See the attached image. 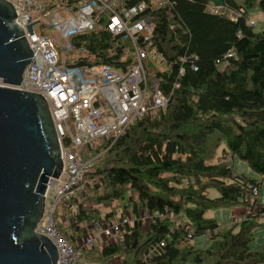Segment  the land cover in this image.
<instances>
[{"label": "trees", "instance_id": "trees-1", "mask_svg": "<svg viewBox=\"0 0 264 264\" xmlns=\"http://www.w3.org/2000/svg\"><path fill=\"white\" fill-rule=\"evenodd\" d=\"M209 1L172 0L148 11L155 23L148 48L163 63L155 68L149 57L148 76L158 78L168 104L132 122L98 156L87 177L97 175L100 182H83L58 204V228L73 242L82 232H70L73 224L116 220L122 210L115 201L133 214L135 221L101 246L105 258L119 254L124 264H264V247H251L264 218V30L248 22L256 0H224L221 12H212ZM258 5L264 12V0ZM104 18L73 37L78 52L72 64L127 67L135 61L130 40L100 26ZM113 139L106 136L97 146ZM235 155L260 176L238 172L230 158ZM234 205L246 211L228 227L207 215L210 208ZM64 212L73 224H64ZM143 212L147 228L139 221ZM205 233L210 244L196 246L192 239Z\"/></svg>", "mask_w": 264, "mask_h": 264}, {"label": "built area", "instance_id": "built-area-1", "mask_svg": "<svg viewBox=\"0 0 264 264\" xmlns=\"http://www.w3.org/2000/svg\"><path fill=\"white\" fill-rule=\"evenodd\" d=\"M10 1L16 7L17 19L24 27L33 50L24 79L16 87L40 92L48 100L64 162L61 176L48 183L45 210L36 230L56 244L58 264H80V260L85 261L84 252L94 247L99 238L116 239L123 226L135 218L132 219L130 214H120L116 220L99 218L93 222L91 232L73 242L58 228V204L77 193L87 174L95 169L98 156L132 122L146 116L152 108H166L169 97L160 88L158 78L148 77L146 60L149 57L160 58L159 53L148 48L155 27L148 11L160 6L169 7L172 0H140L130 5H126L124 0ZM211 11L221 12L223 6L211 8ZM105 13V26L112 33L130 40L135 61L127 67L111 63L80 65L72 64V61L61 64L58 43L67 51L73 50V37L94 29ZM231 14L237 16L239 13L232 11ZM43 16L51 18L64 38L63 42L51 33L37 30ZM32 22H35L33 32L28 29ZM248 22L254 24L255 21ZM194 57L197 59L198 55L194 54ZM194 68L198 66L194 64ZM181 72H184V67ZM106 136L114 139L108 146H97ZM254 193H259L257 187ZM154 247L152 252L156 250Z\"/></svg>", "mask_w": 264, "mask_h": 264}, {"label": "water", "instance_id": "water-1", "mask_svg": "<svg viewBox=\"0 0 264 264\" xmlns=\"http://www.w3.org/2000/svg\"><path fill=\"white\" fill-rule=\"evenodd\" d=\"M32 56L14 3L0 0V264H58L56 244L36 228L64 168L61 142L46 97L16 87Z\"/></svg>", "mask_w": 264, "mask_h": 264}, {"label": "rangeland", "instance_id": "rangeland-1", "mask_svg": "<svg viewBox=\"0 0 264 264\" xmlns=\"http://www.w3.org/2000/svg\"><path fill=\"white\" fill-rule=\"evenodd\" d=\"M51 2H54V0H50ZM221 0H210L211 3H219ZM242 1V0H241ZM258 1V0H256ZM250 13L251 15L254 17L256 23H255V29L257 30H264V12L261 10V8L259 7L258 3L255 4L254 7H251L250 8ZM105 18L107 17V14L105 13L104 14ZM253 19V20H254ZM42 24H38L37 25V30L38 31H43V32H48V33H51L52 35H54L55 37H57V39L60 41V42H63L64 41V38L62 37L61 33L54 27V25L52 24V20L49 16H43V20H42ZM104 23H105V20L102 22V24L100 26H104ZM58 49L61 53V64L64 63V61H72L73 60V56H75L78 52V49L76 48H73V50H65L62 46V44L58 43ZM75 54V55H74ZM150 59L152 60V62L155 64V68L161 66L163 63L161 61H159V58H156V57H150ZM149 79L150 78H153V77H150L148 76ZM0 84H5L3 82L2 79H0ZM220 152V151H219ZM102 158V157H101ZM230 158L232 159V162L235 166V168L237 169L238 172H244L246 174H249V175H253V176H260L259 173H257L256 171H254L250 165L248 164L247 161H245L244 159H241L239 156L235 155L234 157H231ZM100 160V158H99ZM100 182L99 178L97 177V175H94V176H91V177H85L84 181L83 182ZM212 194L215 195L217 194V191L213 190L212 189ZM261 201L264 202V183L262 185V190H261ZM114 207L115 208H119V211L122 210L121 212H119L118 216H120V214H125L124 216H126L127 214H130L131 216L133 214H131L129 212L128 209L126 208H122V203L120 201H115L114 202ZM60 206V205H59ZM239 206H242V205H234V206H222V207H213V208H210L208 209L207 211V215L209 216H212L214 217L219 223L220 225L225 228V227H228L231 220H232V215H235L232 214L233 213V210L235 208H239ZM109 209V208H107ZM106 209V210H107ZM245 210V209H244ZM65 213V212H64ZM68 214L65 213L62 215V220L64 222V224H73L71 222L70 219H67ZM143 218H140L139 221L144 225L145 228L148 227L147 225V221H148V216L145 214L144 215V212H143ZM236 217V216H235ZM242 215L238 218H241ZM119 218V217H118ZM117 218V219H118ZM134 217L132 216V219ZM177 220H180V218H176ZM263 223L261 225H259L256 229H255V232H254V238L253 240L251 241V247L253 249H260V248H263L264 247V218L262 219ZM76 226V227H75ZM80 225H77V224H73L71 229H70V232L71 230H74L75 229H81V235H80V238L83 236V235H86L88 234L89 232H91L93 230L92 228V223L89 224V225H86L84 228L81 227ZM115 240V238H99L97 240V243L94 247H89V249H92V252L88 253L87 255H85V261H81L80 260V264H124V258L123 256L121 255H114L112 257H110L109 259L108 258H105L103 257L101 254H100V248L101 246H103L104 244H106L107 242H113ZM193 243L198 246V247H206L210 244L211 242V239L209 237V235L207 233L205 234H202V235H196L193 239H192ZM127 264H135L133 261L127 263Z\"/></svg>", "mask_w": 264, "mask_h": 264}, {"label": "crops", "instance_id": "crops-1", "mask_svg": "<svg viewBox=\"0 0 264 264\" xmlns=\"http://www.w3.org/2000/svg\"><path fill=\"white\" fill-rule=\"evenodd\" d=\"M237 1L240 2L242 5H244L246 0H242V1L241 0H237ZM257 3H258V1H255V4H257ZM255 4L252 5L251 7H254ZM209 5H210V8H215L217 6H223L224 5V0H221L219 3H214V4L209 1ZM250 8H249V17L254 19V17L250 13ZM255 23H256V21H255ZM260 200H261V194H260ZM244 209H245V207L243 205L239 206V208H235L233 210V213H232V214L235 213V215H232V216H236V217H240L241 215L243 216L245 214V210Z\"/></svg>", "mask_w": 264, "mask_h": 264}]
</instances>
